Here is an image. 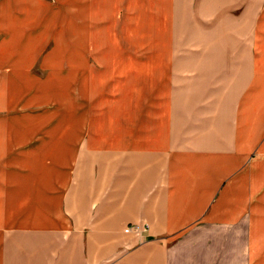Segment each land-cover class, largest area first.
<instances>
[{
  "label": "crops",
  "instance_id": "obj_1",
  "mask_svg": "<svg viewBox=\"0 0 264 264\" xmlns=\"http://www.w3.org/2000/svg\"><path fill=\"white\" fill-rule=\"evenodd\" d=\"M86 2L68 4L67 63L43 62L57 82L80 83L81 95L89 80L76 70L96 39L110 37L119 9L133 4ZM164 6L165 46L101 45L110 50L96 66L122 113L94 121L89 98L62 99L67 126L50 128L21 159L39 167L44 188L7 196L2 223L12 227L0 228V264H264V0ZM85 18L107 24L94 32L76 24ZM39 49L0 44V62L14 65L0 80L5 108H16L17 78ZM64 64L68 78L59 74ZM38 126H0V154L28 143ZM29 204L34 213L14 227ZM130 224L147 225L145 238L125 234Z\"/></svg>",
  "mask_w": 264,
  "mask_h": 264
},
{
  "label": "rangeland",
  "instance_id": "obj_2",
  "mask_svg": "<svg viewBox=\"0 0 264 264\" xmlns=\"http://www.w3.org/2000/svg\"><path fill=\"white\" fill-rule=\"evenodd\" d=\"M96 1L88 0L85 4L98 5ZM164 1L153 0L150 7L146 6L145 9L143 8L144 10H140L139 6L135 4L136 0H132L133 4L126 8V12L124 6L119 9V19L117 21L116 15H114L108 31L110 37L103 36L102 39H96L95 47L86 53V67L76 70L78 76L83 75L82 77L89 80V82L87 81L90 87L89 95H81L79 92L80 83L68 87V83H65L64 79L57 82L51 69L46 64L43 65V62L48 58H59L61 63H67L68 4L72 0H0V44L7 40L9 42L16 40L21 46L40 48L33 54L32 62L23 78H17V81L23 86L21 94L17 97L16 108H5L0 98V126L2 129L7 126L8 121L19 123L28 130L39 125L38 133L32 136L28 143L23 146L16 145L13 148L11 146L8 151L5 150L0 154V228L12 227L11 224L2 223L7 215L6 198L9 194L20 193L26 198H30L38 195L40 190L43 191V183L39 181V167L23 162L21 159L28 154L35 153V150L43 145L45 133L50 128L67 126L68 115L62 112L60 106L62 99L68 103L70 100L79 101L80 99L84 100V97L89 98L87 116L94 121L109 119L110 115L117 116L119 111H123L118 109L115 112L117 106L121 105L119 97H116L118 93L112 90L114 86L111 80L103 78L104 72L99 71V67L96 66V59L103 57L100 52L102 50L109 52L110 50L101 45L137 49L165 46L166 27L161 18L166 14ZM140 2L142 4L144 0H140ZM148 9L153 12L152 15H149ZM25 20L29 22H24ZM36 20H38V24ZM82 22L88 24L83 27L90 26L94 32H98L107 24L106 20L97 19L91 23L93 24L91 26L90 20L86 18L76 24L81 26ZM45 26L48 30H44ZM138 57L145 56L139 55ZM13 66L0 62V80L4 79L6 83L5 80L11 72L8 68ZM68 68L67 64L63 65L59 72L61 78H68ZM72 87L74 89L71 90ZM2 93L3 91L0 95ZM116 125L118 124L116 123ZM0 149L3 151V148L0 147ZM28 207H21L16 215L18 221L12 222L14 227H22L23 218L26 219L31 215V212L34 213L31 204ZM133 225L135 224H130L127 227ZM148 231L139 234L140 236L129 234L142 240Z\"/></svg>",
  "mask_w": 264,
  "mask_h": 264
},
{
  "label": "built area",
  "instance_id": "obj_3",
  "mask_svg": "<svg viewBox=\"0 0 264 264\" xmlns=\"http://www.w3.org/2000/svg\"><path fill=\"white\" fill-rule=\"evenodd\" d=\"M148 231V226L147 225H133L125 228L124 232L126 234L133 233L134 235L140 236L139 234L144 233Z\"/></svg>",
  "mask_w": 264,
  "mask_h": 264
}]
</instances>
